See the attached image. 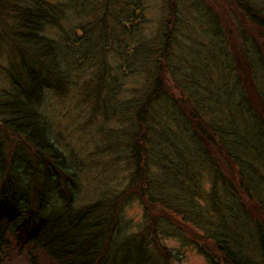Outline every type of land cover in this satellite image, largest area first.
I'll list each match as a JSON object with an SVG mask.
<instances>
[{
	"label": "trees",
	"instance_id": "16d2710c",
	"mask_svg": "<svg viewBox=\"0 0 264 264\" xmlns=\"http://www.w3.org/2000/svg\"><path fill=\"white\" fill-rule=\"evenodd\" d=\"M181 1L149 32L151 0H0V264L10 239L55 264H184L190 246L208 264H264V0ZM187 15L210 56L182 72L171 46ZM71 92L127 175L82 204V160L45 110Z\"/></svg>",
	"mask_w": 264,
	"mask_h": 264
},
{
	"label": "rangeland",
	"instance_id": "374dc122",
	"mask_svg": "<svg viewBox=\"0 0 264 264\" xmlns=\"http://www.w3.org/2000/svg\"><path fill=\"white\" fill-rule=\"evenodd\" d=\"M151 1L150 9L146 12V17L149 20L146 30L155 32L162 25L161 17L170 13L171 7L169 6L167 12V6L163 5L165 0ZM169 1L171 4L175 0ZM177 4L178 13H181L182 1L176 0V7ZM191 17V15H187L184 18V23L181 22L176 25V32L182 38L185 46L182 47L181 44L179 46H171V51H175L174 54L177 53L176 55L172 54L174 64L171 66L182 72L186 69L190 70L191 65L187 62V59L190 60L195 56H200L207 63L208 56H210V53H206L203 50V48H206V44H203V46L197 41V36L200 39L203 36L198 33L199 26ZM190 49L192 52L187 54L186 51L188 50L189 52ZM195 61L197 62L198 60ZM211 61L213 70L222 69L221 64ZM171 72L175 75H180V73L174 72L172 69ZM215 77L219 79L221 75L217 73ZM131 81L132 79L128 78L127 85ZM78 102H80L78 92H71L65 96L53 94L50 100L46 101L45 110L53 127L51 132L53 140L67 154H76L82 160L78 171L80 186L76 196V202L82 204L90 202L101 195L111 194L117 189H122L125 186L127 175L124 170V160H116L120 152L115 150V146L107 145V142L104 141L103 130H99L101 125L100 115L94 114L90 105L81 102L79 104ZM121 124V122H114L113 120L106 123L107 126L112 128H119ZM206 186L208 187V185ZM125 209L127 218L129 217L134 221L140 219L141 208L137 202L127 205ZM166 242L170 247L175 248V252L177 251V246H179L177 239L168 238ZM182 250L184 264H208L206 258L197 253L194 247H182ZM1 257L2 264H55L45 255L32 250L29 245H23L20 248L15 245L13 239L9 240L8 245L5 246L3 253H1Z\"/></svg>",
	"mask_w": 264,
	"mask_h": 264
}]
</instances>
